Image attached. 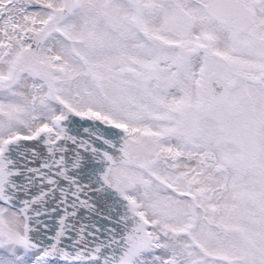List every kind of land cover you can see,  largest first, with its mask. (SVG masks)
Wrapping results in <instances>:
<instances>
[{"label": "snow or ice", "instance_id": "snow-or-ice-1", "mask_svg": "<svg viewBox=\"0 0 264 264\" xmlns=\"http://www.w3.org/2000/svg\"><path fill=\"white\" fill-rule=\"evenodd\" d=\"M0 264H264V0H0Z\"/></svg>", "mask_w": 264, "mask_h": 264}]
</instances>
